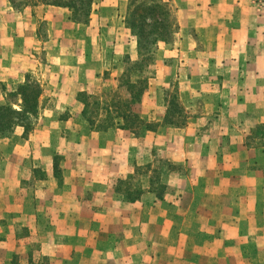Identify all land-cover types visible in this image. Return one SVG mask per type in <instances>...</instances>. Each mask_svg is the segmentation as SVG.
<instances>
[{
	"label": "crops",
	"instance_id": "0c3cea01",
	"mask_svg": "<svg viewBox=\"0 0 264 264\" xmlns=\"http://www.w3.org/2000/svg\"><path fill=\"white\" fill-rule=\"evenodd\" d=\"M161 1L179 27L132 106L142 122L98 130L81 94L127 85L129 0H96L88 23L0 0V105L28 77L43 87L33 130L0 137L5 264H264V0Z\"/></svg>",
	"mask_w": 264,
	"mask_h": 264
},
{
	"label": "trees",
	"instance_id": "16d2710c",
	"mask_svg": "<svg viewBox=\"0 0 264 264\" xmlns=\"http://www.w3.org/2000/svg\"><path fill=\"white\" fill-rule=\"evenodd\" d=\"M47 5L66 7L71 12V19L78 23H88L96 0H37ZM126 25L129 27L138 40V51H151L158 43L172 42L178 31V22L171 7L161 0H129L126 16ZM145 82V81H144ZM143 79L136 83L128 81L127 88L132 99L125 103L126 114L123 115L124 124L119 126L134 128L142 119L133 112L132 106L142 99L145 92ZM144 88V89H143ZM43 87L37 79L27 78L26 82L20 84L15 91L9 92L6 96V103L0 105V137H8L17 126H23L25 133H28L35 126L36 120L41 112V95ZM175 97V96H174ZM88 95L81 94V100L85 104L84 113L92 128L102 130L114 126L117 121L111 116L109 121L93 119L89 113ZM96 103V102H95ZM19 106V107H16ZM109 106V110H111ZM171 116L179 111L182 114L183 108L180 102L170 101ZM109 112V111H108ZM110 113V112H109ZM170 119L169 117L167 119ZM178 123V122H177ZM180 123H184L180 122ZM118 124H120L118 122ZM55 173L60 177L58 165L55 163Z\"/></svg>",
	"mask_w": 264,
	"mask_h": 264
},
{
	"label": "rangeland",
	"instance_id": "374dc122",
	"mask_svg": "<svg viewBox=\"0 0 264 264\" xmlns=\"http://www.w3.org/2000/svg\"><path fill=\"white\" fill-rule=\"evenodd\" d=\"M171 7L170 5H168ZM172 8V7H171ZM124 64H121L122 66H126L127 73L121 77V83H126L128 81H136L138 79H143L144 84L142 85L145 88V92L147 89H149L150 80L156 78L157 74V48L152 47L151 51H142V54H139L136 59L132 57H125L123 58ZM125 68V67H124ZM112 72V71H111ZM107 76H109V72L107 71L105 73ZM113 84L108 85H101L99 88L94 90V93L88 95V113L89 115L96 120H103V121H109V117L113 118V120L123 123V115L126 114L125 111V103L129 102L132 97L129 93V90L127 88V85H122V88H113ZM153 86V84H152ZM174 84L172 83L169 88H167V99L170 101H176L180 102L179 97L177 96L176 91L174 90ZM144 89V88H143ZM144 92V93H145ZM175 96V97H174ZM96 102V103H95ZM109 106L112 107L109 110ZM110 113H109V112ZM177 113L173 112V115L170 116V119H175L176 122L180 123L185 120V113L182 111V114H179V111L176 110ZM169 117V115H168ZM168 119V118H167ZM151 127H155L156 123L151 122ZM33 130V129H32ZM16 131V130H15ZM15 131L13 133H15ZM261 132V130H260ZM14 135V134H13ZM12 135V136H13ZM56 165L60 164V156H56ZM149 169L153 171L152 175L155 177L154 182L157 183L160 182L161 175L159 176L157 174V171H160L161 173V167L158 168V164L156 163H149ZM183 169V168H182ZM160 177V178H159ZM137 183L136 181H132L131 185H135ZM161 185V184H160ZM132 186V187H133ZM161 187V186H160ZM136 189V188H133ZM160 190H163V187L160 188ZM165 192H167V189H164ZM136 192L132 193V196H137L138 192L137 190H134ZM164 192V193H165ZM0 261L4 262L5 257L0 259ZM5 264V262H4ZM28 264H49L47 262V259L43 256L38 255L35 259L32 257V260L29 261Z\"/></svg>",
	"mask_w": 264,
	"mask_h": 264
}]
</instances>
